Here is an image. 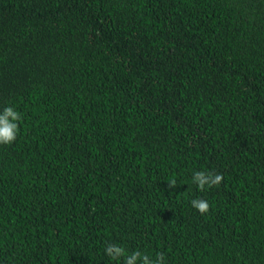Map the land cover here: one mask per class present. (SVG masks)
<instances>
[{
	"label": "trees",
	"instance_id": "obj_1",
	"mask_svg": "<svg viewBox=\"0 0 264 264\" xmlns=\"http://www.w3.org/2000/svg\"><path fill=\"white\" fill-rule=\"evenodd\" d=\"M5 107L0 264H264V0H0Z\"/></svg>",
	"mask_w": 264,
	"mask_h": 264
},
{
	"label": "clouds",
	"instance_id": "obj_2",
	"mask_svg": "<svg viewBox=\"0 0 264 264\" xmlns=\"http://www.w3.org/2000/svg\"><path fill=\"white\" fill-rule=\"evenodd\" d=\"M21 119V114L12 107H5L3 114H0V144H11L16 139L18 131V124ZM223 181L222 174L212 172H196L193 176V182L196 183L201 191L207 188L218 186ZM176 185L175 180L168 184L169 189H174ZM192 207L203 215L210 209L209 203L201 198L191 201ZM105 254L112 260H120L123 257V264H163V254H157L156 258L150 259L148 255L142 254L140 251L126 255L125 249L116 244H108L105 248Z\"/></svg>",
	"mask_w": 264,
	"mask_h": 264
}]
</instances>
